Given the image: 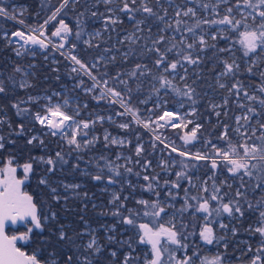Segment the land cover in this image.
I'll use <instances>...</instances> for the list:
<instances>
[{
	"label": "trees",
	"instance_id": "16d2710c",
	"mask_svg": "<svg viewBox=\"0 0 264 264\" xmlns=\"http://www.w3.org/2000/svg\"><path fill=\"white\" fill-rule=\"evenodd\" d=\"M122 0H117L116 3L119 5V9L123 7ZM183 0H174V3H178ZM186 1V0H184ZM207 0H203L206 2ZM62 0H0V7H5L10 15H14L15 19L18 21L23 20L24 25L33 29H39V26L48 19L49 16L60 7ZM120 3V4H119ZM149 6H153L154 10L159 11L155 7V0H148ZM181 3V2H180ZM236 0H229L228 4H221L219 7L220 15L224 14L225 8L229 6H234ZM194 6L198 7L196 4ZM109 6V5H108ZM165 8H168V16L165 17V20L169 23H172L175 26V20L179 19L174 15V9L169 7L167 3L163 5ZM130 7L138 8L140 7V0L137 1L136 5H131ZM105 8V5L102 3L97 4L95 0H79V3L73 4L70 0L67 8L63 9L61 14L57 17V20L63 19L65 23L69 25L72 29V34L68 36L63 50L69 54L76 55L78 59L86 63L89 68L93 62H97V58L101 55L105 57L104 60L97 63V67L91 69L92 74L97 77L98 80L108 79V87L115 88L116 91H120L126 102L128 101V93L126 92L125 85L119 84L118 82H113L109 77L115 76L119 71L121 73L120 79L128 81V87L133 89L131 93V100L129 106L137 112V116L142 120H147L149 118H157L165 109L173 111L174 109L180 111L192 110L193 105L187 98L180 97L176 93L172 92L171 89H161L160 95L152 90V85L155 84L159 87L158 82L153 81L151 75L139 76L138 78H130L127 76V73L132 71L137 63L147 65L151 72L158 74L160 71L155 67V53H147L145 55H140V50L142 47L147 45L151 47V41L148 39V27L151 26V36L153 38L164 35L166 38L171 37L174 33L171 29L160 33L159 28L164 27L163 24L155 21L153 18H148V23L146 25H141L144 29L143 32H137L134 27V20L129 19L130 14L119 11L118 17L122 21L117 25H109L108 29L105 30L104 22L102 18L92 17L91 12L96 11L102 13V9ZM201 17L207 16L209 19L214 18L213 14L204 12L198 7ZM243 11H251V9H243ZM83 12L85 15L83 17L79 14ZM163 15V12L160 13ZM237 19L240 18L239 12L234 9L233 13ZM131 15H134L137 20L144 19L147 17L146 13L135 12ZM171 16V17H170ZM219 19V16H215ZM187 22L184 25H181V32L175 33L177 41L183 35L186 40L191 43L193 40L192 34L183 31L186 27H192L194 25V19L190 17H183ZM54 21H51L49 24L45 25V37L49 38L54 42L61 43L62 41L57 37H52L51 33L53 32L51 25ZM249 23H252L251 18H249ZM259 22V17H257V23ZM80 24L84 28V35L77 40L75 33L79 30L77 25ZM224 25H202L201 29H196L197 34L204 35L205 40L208 44H216L218 48L226 47L225 41L220 39V34L217 35V40L213 41L209 33H216L217 28H225ZM20 28V26L10 19L7 16L0 15V80H3L5 83L6 91L0 93V120L4 121L0 124V136L4 137L5 147L0 149V164L7 158L13 157L18 163L32 162L34 169L40 166L33 160L34 157L43 154H52V152L59 148L58 144L46 142L49 138L48 135H43L42 139L46 147L43 149L40 147V144L34 142V144L29 145L27 140L29 137L36 133H41L43 128L33 119L35 111H40L42 107L40 104L44 103L45 100L40 97L44 95H51V98L56 101L64 100L68 97H76L77 100L73 103L76 106H79L80 115L78 118L93 120L96 123L93 125L91 132H95L98 135V140L96 145L89 149L88 153L95 154L97 159L101 156L107 158V161L112 162L115 165V155L120 151L121 154H128L131 160L127 161L125 165L119 166V171L124 173L125 167H130L133 169L131 174L124 173L122 177H116L120 183L109 184V187H113V190L121 196V200L124 203V209L121 211L125 216L128 215V209L135 210L140 212L141 215L136 216V222L139 223H149L152 226L151 218L144 217L143 206L139 205L136 201L138 199L145 200H155L156 197L153 193L146 190V186L149 181L143 179L144 175H149V177L157 176L159 187H157L156 181H151L156 187L157 191L161 192L162 196L165 197V190L167 186L164 185L165 181H174L176 180L175 173L181 171L182 168L179 164L181 160H186L184 157H180L178 153L171 152L169 147H165L161 142L156 141L152 143L151 135L148 131L142 127L140 124L135 123L132 120V117L125 113L124 115H117V113L123 112V107H121L119 102L109 103V100L118 101V98L108 96L104 100H95L94 96H98L100 89L96 88L92 92L86 91L89 87L92 86L93 81L84 74L83 71L72 72V63L62 55L58 50L53 46L48 44L46 49H42L39 45L25 48L20 52L21 55H17L15 51L16 45L14 43H9L10 34L15 29ZM24 30V29H22ZM27 30V29H26ZM243 31V27L239 29ZM93 31H99V36H89L88 33H95ZM135 33L136 37L140 39L136 40V43L133 44L131 41L126 40L125 37L132 36ZM230 36L232 43L231 52H216L212 48H207L204 52L199 53L202 56V62L197 65H188L185 62V67L188 68V78L187 80H181L180 76L184 75L182 69L177 70L174 78L170 76L169 78L173 80V85L180 88L181 90L185 89V84H192V81L195 80L196 83L193 87L196 89L199 94L197 99V104L194 106L196 111L195 113H190L189 117L193 120L191 123H188L187 127H191L194 124H199L201 127L197 131V140L194 143L185 144L181 139L184 130L180 126L176 127H165L163 128L164 138L166 140H173L176 145L182 147L190 152H210L211 149L206 145L207 141H211L218 146L223 147L224 141L218 139L221 133L224 131V125H228V132L231 137L232 143L240 144L244 142L247 136L251 135L252 128L256 129V137L261 135V129L259 127L260 123H264V114L260 116H252L248 113V107H253L257 112L264 113V107L259 104L260 99H264V92H260L259 89L261 85H264V79L259 75L261 70H264V55L250 54L249 58L243 57V51L239 44V36L237 32L226 33ZM7 37V38H6ZM135 39V37H133ZM84 40H91L93 45H99V47H89L84 43ZM123 41V43H121ZM47 43V42H46ZM166 43V42H165ZM75 44V49L71 48V45ZM159 47H165V44L162 43ZM200 47L197 44V49ZM105 49H111L110 52H105ZM133 50H135L133 52ZM129 52L130 55L125 61L123 58V53ZM197 54L196 50H193V55ZM234 54V55H233ZM110 56H115L116 59L114 62H108ZM170 60H175L178 57L176 56V51L168 54ZM232 59H236L237 63L240 64V71L235 76L231 77H221L219 83H224L228 87L236 81L240 80L244 85V90L252 96H256V100H248L244 97L243 91L237 96L235 92L229 93L227 87L220 88L219 83L217 82V76L220 72L223 71L222 61L227 60L231 62ZM253 61L255 62L253 64ZM259 65V67H256ZM79 67V65H77ZM253 67V73H248L246 71L247 67ZM20 67L21 72H15L14 69ZM107 72V76L103 74ZM197 76L199 78H197ZM9 77L15 81V86L9 80ZM83 81V84H80V81ZM26 81L30 87L20 88L18 85ZM104 87L103 83H101ZM137 84L141 85L139 91L136 90ZM58 93L59 95H54ZM40 97L38 103H33L28 100V97ZM227 99V105L224 104V100ZM23 101V103H21ZM166 101V103H165ZM183 103V106H181ZM13 104H20L21 108L30 109L31 114L18 116L17 109L13 107ZM87 107H84V105ZM159 105V107H157ZM213 105H219V107L213 109ZM240 105H244L241 107ZM71 107L68 108V111H71ZM245 111L246 114L251 116V120L248 124L242 119L243 126H246L245 138L240 137L239 133L234 131L235 129V116L240 111ZM219 112L220 115L217 116L216 113ZM227 113V115H225ZM104 117L103 121L95 120L96 117ZM106 117H111L112 122H109ZM116 122V123H115ZM119 123H129L130 127L128 129H121ZM24 124L25 134L16 135L15 132L18 131V126ZM107 129L110 134L120 135L127 139L128 144L122 146H116L108 144L105 146V141L102 139L103 131ZM256 137H253L251 140H248V143H259L256 140ZM14 141V142H13ZM140 144L143 151L139 156H137L135 147L137 144ZM68 148L63 147L62 151L65 153V158L68 160L67 164H64L62 167H59L61 170L52 173H59L68 169V174L73 176L74 181H84V183H91V173L89 176H86L82 173L85 169H90L91 166H85L84 162L87 159L85 157V152L80 154L83 156L82 159L76 161L73 158L74 153L68 155L66 152ZM161 149L159 158L158 150ZM119 150V151H118ZM242 152V150H241ZM162 160V163L160 161ZM139 161V163H137ZM175 161V165L173 164ZM100 163H103L105 166L106 161L99 159ZM145 162H150V167L145 169L143 165ZM189 165H197L195 168H189V175L192 177V180L195 175L199 177H204L207 181L208 192H201L200 188H195L189 185L187 180L181 181L180 197L184 196L183 188H189L190 196H209L212 194V184L215 183L217 187L220 188V194H227L224 196V200L232 199L235 197L236 189L239 187L240 181L234 177L231 173L227 171V168L223 165L219 166L218 169H221L223 175H220L218 171L212 170L210 165L205 161H192L186 160ZM79 164V168H74V164ZM249 163H256V161H250ZM103 166V167H104ZM42 173H48V165L44 164L43 167H40ZM139 172L140 175L137 176L135 173ZM213 172H215V177L213 179L207 178V176L212 177ZM50 173V172H49ZM105 180L104 184L106 185L107 176L111 175L107 171V168H104ZM34 172L31 174V180L27 182V190L31 195L35 194L36 186L33 181ZM46 178L49 180L50 186L53 185L51 182V174H47ZM245 181L249 184L256 183V176L254 174L253 178L244 177ZM228 182H230L228 184ZM131 185V186H130ZM231 185V187H229ZM92 189L91 187H89ZM38 190V187H37ZM47 186H41V208L43 213H47L49 207L52 210L60 211L63 213L61 208L55 207L50 204V199L47 198ZM177 191V190H173ZM243 191V189H242ZM260 191L258 190L255 194L249 193L250 198H253V203H255V198L260 196ZM124 197H128L127 200H124ZM109 196L107 191L103 192V212H107V215L96 214L95 209L91 213L89 207L84 208L83 197L76 196L75 205L72 200V207L74 206L75 211L74 215L72 214V226L65 227L64 231L68 233L69 236H72L76 245H82L83 238L87 235L79 236L80 230H82V221L83 219L87 220L89 226H101L97 229L96 235L99 239V242L103 245H106L102 255L94 259V264H122L124 256L128 253H131L132 259L130 264H144V250L147 248L146 244L139 243V230L136 227L126 225L120 222V218L111 215L110 213L114 211L113 205H107ZM82 202V203H81ZM177 208L181 206L183 200L178 198L175 202ZM195 203V202H193ZM215 202H213L214 204ZM86 211L87 213H82ZM169 211H172L169 209ZM257 216L258 213L251 211H246L245 215L240 218H228L224 219V223L229 225V230L227 233L223 229H216L214 231L216 235L226 236V240L220 241L218 244L214 243L212 245L205 244L200 240L198 232L201 227L202 219L200 214L197 215L195 220L185 213L184 222L189 225L187 231L192 232V225L195 224L196 234L189 236L187 241L189 247L185 249H180L177 252V256L180 259H183L185 256H193V251L197 253V256L193 257L195 264H201L198 262L197 257L200 259L208 258L209 260L216 254L222 253L224 255V264H250L252 258L256 254V249L260 244V235L257 233L253 235L248 231L249 226L255 227L257 225ZM83 218V219H81ZM118 220L117 227L114 231H108L111 228L114 220ZM161 222H163L161 220ZM62 223V222H61ZM59 222L49 221L45 224L44 230L37 233L35 230L30 233V239L22 247H24L28 252H35L40 254L41 259H47L49 253H56L57 257L60 259V264H63L66 254H72V246L67 241H60L58 239V230L62 225ZM235 226L237 228V233L235 236L232 235L231 227ZM21 232H25V229L22 228ZM108 235H115L118 241H130L132 247L129 248L128 244L120 243H111L107 242L106 237ZM224 243H227V249L224 248ZM174 247V246H173ZM251 247V251H249ZM115 250L117 252V257L112 258L110 251ZM148 256L150 252L148 251Z\"/></svg>",
	"mask_w": 264,
	"mask_h": 264
},
{
	"label": "snow or ice",
	"instance_id": "6c2138e0",
	"mask_svg": "<svg viewBox=\"0 0 264 264\" xmlns=\"http://www.w3.org/2000/svg\"><path fill=\"white\" fill-rule=\"evenodd\" d=\"M69 2L70 0H62L60 7L56 8L52 15L49 16L48 19L39 26V35L31 34L38 31V29L33 28L31 29L30 34L26 35L23 31H16L12 33V36L19 38V40L23 41L24 45H39L40 48L46 49L51 41L49 40L46 43L47 38L41 39V37L45 36V33L42 29H44L45 25L49 24L51 21L57 20V17L61 14L62 10L68 7ZM72 2L75 5L76 3H79V0H72ZM95 2L97 4L102 2L104 5L108 6L113 3V0H95ZM122 3L123 7L120 8L119 11L130 14L128 18L134 20V27L137 32H143L144 29L141 27V25H146L148 23V18H153L155 21L164 25V27L159 28L160 33H163L169 29H171L174 33L171 37L167 38L164 35H159L153 38L151 36L152 29L151 26H149L148 39L151 41V47H147V45L142 47L140 50V55L155 53L156 56L154 64L155 67L160 71L158 74H154L151 72V69L147 67V65L137 63L134 69L127 73V76L130 78H138V73L139 76L151 75L152 80L158 82L159 84V87H157L155 84L152 85V90L157 94V96L160 95L161 89H171V91L176 93L178 96L187 98V100L191 102L193 105L192 113H195L196 111L194 106L197 104L196 97L199 95L196 89L193 87L196 81L193 80L192 84L186 83V90H181L180 88L175 87L173 85V80L169 78L170 76L174 78L179 68L184 72V75L180 76V79L187 80L188 68L185 67V62L188 65H197L201 63L203 58L201 55H199V53L204 52L207 48H212L215 50L213 55H215L217 51L231 52V39L230 36L226 34L231 32L238 33V42L243 51L244 58H249L250 54L259 53L260 55H264V0H236L234 6L225 8L223 15H220L219 7L221 4H228L229 0H214V2L213 0H207V2H203V0H188V3L196 4L206 13H208L210 10V13L213 14L214 18L209 19L207 16H198L196 7L180 8L179 6H176L174 15L179 19L175 20V26L165 20V17L168 16V8L163 6L164 3H167L169 7H172L174 0H155V7L158 8L159 11L154 10L153 6H149L148 0H140V7L138 8L130 7V4L136 5L137 0H122ZM234 9L239 12V19H237L233 14ZM243 9H251V11L244 12ZM106 12L109 13V15L98 13L96 11L91 12L92 17L103 19L105 30L108 29L109 25H117L122 22L119 17L115 15L111 7H107ZM135 12L146 13L147 17L137 20L134 15H131ZM161 12H163V15L160 14ZM0 15L15 19V16L10 15L5 7H0ZM84 15L85 13L83 12L79 14L81 17ZM215 16H219L220 18L217 19ZM183 17L194 18V25L192 27H186L183 29V31L192 34L193 40L191 43H189L183 35H181L178 41L175 36V33L182 31L180 26L187 23ZM257 17H259L258 23ZM249 18H251L252 23L248 22ZM19 23L23 24L24 21L20 20ZM58 25L59 26L55 28V31L51 33V36L59 37L62 42L53 46L57 49H63L65 47L64 42H66L68 36L72 34V29L67 23H65L63 19L58 21ZM202 25L226 26L225 28H217L216 33H209L213 41L217 40V35L220 34V39L225 41L226 47L217 49L216 44L207 43L204 35H199L197 37L196 29H201ZM241 26L244 29L243 31L239 30ZM77 27L79 30L75 33V36L77 40H79L82 35H84V28L81 27L80 24H78ZM88 35L99 36L100 33L97 31L95 33H88ZM133 37H135V39ZM125 39L135 44L136 40L140 39V37H136L135 33H133L132 36L125 37ZM11 42L12 41L9 40V43ZM84 43L89 47H99V45H93L91 40H84ZM121 43H123V41H121ZM162 43L165 44V47L163 48L159 47V45ZM197 44L200 45L198 49ZM75 47V44L71 45L72 49H75ZM174 50L176 51V56L178 58L175 60H170L168 58V54L172 53ZM193 50L197 51L195 56L193 55ZM104 51L110 52L111 49H105ZM134 51L135 50H133V52ZM16 54L18 56L21 55L19 51H17ZM61 54L63 55V53ZM122 55L126 61L130 53L125 52ZM68 58L74 62L75 65H79V69L73 67L72 72L78 73L80 70H83L84 74L88 75L94 81L92 87L86 89V91L92 92L94 89L99 88L100 84L103 83L104 88H101L99 95L94 96L93 99L97 101L104 100L110 94L111 96L118 98V101L109 100V103L119 102L121 107L125 109L126 113L131 114L136 119L137 123H142V121L137 116V112L129 106L133 89L128 87L127 80L120 79L121 73L119 71L115 76L109 78L112 79L113 82H118L119 84L125 85L129 102L125 101L120 91H116L113 87H108V79L101 81L92 74L91 69L96 68L97 63L105 59L103 55L97 58V62H93L91 64V68H89L86 63L78 59L76 55L69 53ZM115 59V56H110L108 58V62H114ZM222 63L224 67L223 71L217 76L218 83L221 77L235 76L240 71V64L237 63L236 59H232L231 62L224 60ZM254 63L255 62L253 61V64ZM256 67H259V65H256ZM14 71L18 73L21 72L22 69L20 67H16ZM246 71L248 73H253V67H247ZM103 75L107 76L108 74L105 72ZM259 75L262 79H264V70H261ZM197 78L199 77L197 76ZM9 80L15 86V81L12 79V77H9ZM80 84H83L82 80L80 81ZM18 86L20 88H27L31 85H29L26 81H22ZM219 87H227L229 93L235 92L237 96L243 91L244 97L248 100L257 99L256 96H250L247 91L244 90V85L240 80H236L231 85V87H228L224 83H219ZM140 88L141 85L137 84L136 90L139 91ZM5 91V83L3 80H0V93H4ZM259 91L264 92V85H261ZM54 95L59 94L55 93ZM38 99L39 98L36 97H28V100L33 103H38ZM46 99L48 100V103L42 106L40 111H37L32 115L35 121L49 130L47 134L52 136L59 135L62 140H66L67 145L71 146L72 151H76L77 153L95 146L98 138L96 136H92L91 139H87V137L89 136L91 127L96 123V121H84L77 119V117L80 115L79 106L77 105L76 107L72 108L71 111H68L69 105L71 103L68 99H64L62 103H52L51 97H46ZM21 103H23V101H21ZM227 103L228 100L225 99L224 104L227 105ZM259 104L264 107V99H260ZM181 106H183V103H181ZM240 106L244 107V105ZM13 107L17 109L18 116L31 114L30 109L21 108L20 104H13ZM84 107H87V105L85 104ZM157 107H159V105H157ZM212 107L215 109L219 107V105H213ZM247 111L248 113L252 114V116L257 117L264 114L257 112V110L253 107H248ZM124 114V112L117 113V115ZM216 115L219 116L220 113L217 112ZM225 115H227V113H225ZM251 118L252 117L248 114H245L243 117H237V124H240L241 119H243L245 124H248ZM96 119L103 121L104 117L98 116ZM108 119L111 120L112 118L108 117ZM174 120H181V118L179 116H174V114L170 111H164L155 122L159 124V121H164L165 123L159 125L160 127H176L177 125L173 123ZM3 122L4 121L0 120V124ZM257 122L259 123V127L262 130L261 135L256 137V129L252 128L251 135L247 136L246 139H244V142L240 144L232 143L228 132V125H224V131L218 137V139L224 141L223 147L218 146L211 141H207L206 145L210 147V152L197 151L195 154H192L187 151H180L175 146H171V152L178 153L180 157H184L186 160L205 161L210 165L212 170H216L221 165L226 167L227 171L240 181L239 187L235 192V197L228 199L227 202L224 200V196L227 194L225 193L221 195V190L216 186L215 183H213L211 186L212 194L209 196H190L189 188H183L184 196L180 197L179 190L182 187L181 181L187 180L189 185L192 187L196 186L193 183L192 177L186 170L190 167L195 168L197 165H189L186 160H181L179 162L182 170L175 173L176 180L164 182V185L168 188L167 192L165 193L164 200H161V192L157 191L156 187H154L153 183L151 182L156 181L157 187H159L158 177H149V175L143 176L145 181H149V183L144 187H146L147 191L153 193L156 199H140L136 202L143 206L144 210L142 215L144 217L151 218L152 226H150L149 223L137 224L135 217L141 215V213L135 210L128 209V215L125 216L121 211L125 207L123 201L121 200V196L117 193L112 194V198L110 199L109 203L115 206V210L110 214L119 217L120 222L138 228L139 243L150 245L151 258L149 259L146 256L144 264H169V262H173V264H195L193 260V257L197 256L195 251H193V256H185L183 259L176 258V252L178 250H186L189 247L187 243L189 236L196 234L195 224L192 225V232L187 231L189 225L184 222L185 213H187L192 218V220H195L197 215L200 214V218L204 221V223L200 227L198 236L205 244L212 245L214 243L218 244L222 240H226V236L216 235L214 228L211 225L218 223L219 228L223 229L225 233H227L229 230V225L224 223L220 218L224 214H227L229 218H236L237 216L242 218L246 211L258 213L257 225L255 227L249 226L248 231H250L253 235L258 233L261 238L260 244L255 250L256 254L252 258L250 264H264V123H260L259 121ZM181 123H183L182 120ZM188 123H191V121H188ZM119 127L121 129H128L130 124L121 123ZM143 127L150 128V124L144 122ZM184 127H187V124H184ZM200 127L201 125L196 124L191 129L190 133L181 137L185 144L191 143L197 139V131ZM241 127H243V125L238 126L234 129V131L244 137L246 133L241 132ZM15 134H25L24 124H20L18 126V131H16ZM253 137H256V140L259 141V143L249 144L248 140H251ZM157 139H159V137H157ZM37 141L40 145L44 144V141L35 135L31 136L27 140V143L32 145ZM104 141L106 147L109 143L112 145H123L126 142L125 140L111 137V135L107 132H105ZM161 142L163 143V141ZM4 147V137L0 136V149H3ZM165 147H170V145H165ZM142 151L143 149L141 146L136 147L137 156H139ZM70 154L71 153L69 152L68 155ZM119 158L120 157H117V159ZM77 159H82V157L77 156ZM99 159L105 160L106 164L104 167H100V165L97 164L99 171L97 174L91 175L92 180L104 181L105 167L109 173H112L111 175L107 176L108 184L120 183L116 177H122L124 173L131 174L133 172L132 168L125 167L124 173H121L118 170L121 166L114 165L112 162L107 161V158L104 156H101ZM127 159H129V161L131 160V158ZM33 160L48 165L47 171L50 173L55 172L58 167H62L64 164L68 163V160L65 158V154L61 151H57L55 153V157L40 156L34 157ZM250 161H256V163H249ZM137 163H139V161H137ZM175 163L176 162L173 161L174 165ZM150 166V162H145L143 165L145 169L149 168ZM22 167L24 172L23 179L17 178V168L12 167L11 159L8 160L7 165L4 168H0V264H60V259L54 252L49 253L47 259H41L40 254L33 253L28 255L16 246L17 241H28L30 239V233H32L34 229L43 231L47 222L55 221L57 219V214L55 211H52L51 207H49L47 213H42L41 209H38L37 204L34 202L33 196L21 190V186L24 184L25 180L28 179V174L33 170V163H25ZM73 167L79 168V164H74ZM135 174L137 176L140 175L139 172ZM254 174L257 180L256 183L249 184L245 181L244 177L253 178ZM214 177L215 172H213V176L209 177V179L214 180ZM39 182L40 184L49 187L53 201L57 203L60 202L61 197L57 192V188L51 187L47 178L42 177ZM62 187L66 191L71 190L74 195L79 196V193L76 190L79 189L81 185L64 183ZM229 187H231V185H229ZM174 189L177 191H173ZM258 190L261 194L258 198H255V203H253V198H250L249 193L255 194ZM200 191H209L207 181L202 182ZM87 195V193H84L85 197H87ZM178 198L183 200V203L179 208H177L174 203ZM64 199L67 200V197H64ZM127 199L128 197H124V200ZM213 202L215 203L213 204ZM93 207H95V205H93ZM169 209L172 210L170 216ZM100 214L107 215L109 213L102 212ZM162 214H164V216H169V218L164 222H161L163 219ZM9 221L13 224H15L17 221H29L31 227H28L27 231L21 233L19 236L13 235L9 237L4 234L5 225ZM114 230V225L108 229L110 232ZM230 230L233 236H235L238 231L235 226H232ZM77 235L82 236L84 233L82 232ZM89 235L90 239L86 244L76 245L73 237L69 236L68 233L64 231V226H60L58 230V239L60 241H67L73 249L72 254H66L63 264H94V259L102 255L106 245H103L99 242L98 237L95 235V230H92ZM106 239L109 244L126 243L128 244L129 248L132 247L130 241H117L115 235H108ZM223 246L225 249L228 247L227 243H224ZM249 251H251V247H249ZM165 253H167V261L164 260ZM110 255L112 258H116L117 252L112 250L110 251ZM131 259V253L126 254L122 264H130ZM201 264H224V255L222 253H216L210 260L208 258H203L201 259Z\"/></svg>",
	"mask_w": 264,
	"mask_h": 264
},
{
	"label": "rangeland",
	"instance_id": "374dc122",
	"mask_svg": "<svg viewBox=\"0 0 264 264\" xmlns=\"http://www.w3.org/2000/svg\"><path fill=\"white\" fill-rule=\"evenodd\" d=\"M116 1L117 0H113V3L111 4V5H109V6H106L105 5V8L104 9H102V13H104L105 15H109V13H107L106 12V8L107 7H111L112 9H113V11H114V13H115V15L117 16L118 15V9H119V5H117V3H116ZM138 1V0H137ZM122 2V1H121ZM181 2V3H180ZM180 2H178V3H174L173 4V6H172V8L174 9V12H175V8H176V6H179L180 8H185V7H196V6H194L193 5V3H188V0H186V1H180ZM207 2V1H206ZM213 2H214V0H213ZM102 3V2H101ZM103 4V3H102ZM120 4V3H119ZM197 8V13H198V16L200 15V12L198 11V7H196ZM245 12H249V11H245ZM171 17V16H170ZM201 17V16H200ZM192 19H194V18H192ZM59 25H58V20H55L54 22H53V24L51 25V28H52V30L53 31H55V28L56 27H58ZM23 32H25V34L27 35V34H30L31 33V31L30 30H26V29H24L23 30ZM45 32V31H44ZM93 32H96V31H93ZM31 34H34V35H39V32L37 31V32H35V33H31ZM200 34H197V37L199 36ZM45 38H47V37H41V39H45ZM48 40H50L49 38H47ZM51 42H53V44L54 45H58V42H54V41H52V40H50ZM12 43H14L15 45H16V49H15V51H16V53H17V51H19V52H21L22 50H23V48L22 47H25V48H30V47H34V46H37V45H31V44H28V45H24L23 44V41H21V40H19V38H16V40L15 41H12ZM56 49V48H55ZM57 50V49H56ZM63 50V49H62ZM59 51V50H58ZM60 52V51H59ZM63 52H65L64 50H63ZM63 52H60V53H63ZM66 53V52H65ZM67 54V53H66ZM64 55V54H63ZM65 56V55H64ZM67 56H69V54H67ZM67 56H65V57H67ZM67 59L72 63V66L73 67H76V68H78L79 69V67L77 66V65H75L74 64V62H72L68 57H67ZM81 71H83V70H81ZM84 72V71H83ZM92 80V79H91ZM93 81V80H92ZM93 83H94V81H93ZM93 85V84H92ZM100 85H102V84H100ZM92 87V86H91ZM91 87H89V88H91ZM104 88V87H103ZM99 89H101V86L99 87ZM110 96V95H109ZM40 97H42L44 100H45V102L44 103H42V104H40V106L42 107V106H44V105H46L47 103H48V100L46 99V97H51V95H44V96H40ZM40 97H36V98H40ZM111 97V96H110ZM66 99H68L71 103H70V105H69V107H71V108H74V107H76V105L75 104H73L76 100H77V98L76 97H68V98H66ZM51 102L52 103H57V102H59V103H62L63 102V100H61V101H56V100H51ZM178 108V107H177ZM177 108L176 109H174L173 110V113L176 115V116H179L180 118H181V120L183 121V123H181V120H175L173 123H175L177 126H180V128L182 129V130H184V131H186V130H191L196 124H194L193 126H191V127H184V124H187L188 125V121H192L193 119L191 118V117H189V114L192 112V110L191 109H189V110H187V111H180V110H177ZM124 109V108H123ZM165 110H168V109H165ZM35 112H37V111H35ZM34 112V113H35ZM123 112L124 113H126L125 112V109L123 110ZM162 114V113H161ZM160 114V115H161ZM246 114V112L243 110V111H240L239 113H237L236 114V116H235V128H237L238 126H240V125H243V123H242V119H241V121H240V124L238 125L237 124V120H236V118L237 117H243L244 115ZM159 115V116H160ZM130 116L132 117V120L135 122V123H137L136 122V119L130 114ZM158 116V117H159ZM157 117V118H158ZM97 118V117H96ZM157 118H149V119H147V120H142V119H140L141 121H142V123H138V124H140L142 127H143V123L144 122H147V123H149L150 124V128H145L147 131H148V133L151 135V139H152V143H155L156 141H159V142H161V141H163V145H170V150H171V146H175L178 150H180V151H182L184 148H182V147H179L178 145H176L175 144V142L173 141V140H166L165 138H164V134H163V128H165V127H171V126H165V127H160L159 125H161L162 123L159 121V124H157L155 121L157 120ZM77 119H80V120H84V121H93V120H87V119H81V118H78L77 117ZM106 119H108V117H106ZM95 120H97V119H95ZM99 121V120H98ZM108 121L109 122H112V119L111 120H109L108 119ZM116 123V122H115ZM121 123H119V125H120ZM40 125V124H39ZM42 128H43V130L41 131V133H36V134H33V135H35V136H38L40 139H42V137H43V135H48L49 136V138L47 139V141L46 142H50V143H54V144H58L59 145V148L58 149H56V150H54L53 152H52V154L51 155H48V154H46V155H43V156H45V157H48V156H52V157H55V153L57 152V151H64L63 150V147H66V148H68L67 149V151L66 152H70V153H74V155H73V158L74 159H76V161H78V159H77V156H80V157H83L80 153L81 152H85L86 154H85V157L87 158L86 160H85V162H84V165L85 166H91V168L90 169H85L84 171H82V173L83 174H85V175H87V176H89L90 174L89 173H91L92 175H95V174H97L98 173V171H99V169H98V167H97V164H99L100 165V167H103L104 165H103V163H100L99 162V159H97V157L98 156H96L95 154H92V153H88V151H89V149H85V150H82V151H80L79 153H77L76 151H72V148H71V146H69V145H67V142H66V140H62L60 137H59V135H57V136H52V135H50V134H47L48 132H49V130L47 129V128H45L44 126H42V125H40ZM93 127V126H92ZM92 127H91V129H92ZM91 129H90V131H91ZM89 131V132H90ZM105 132H107V133H109V131L107 130V129H104V131H103V135H102V139L104 140V135H105ZM241 132L242 133H245L246 132V126H243V127H241ZM237 133V132H236ZM110 134V133H109ZM33 135H31V136H33ZM111 135V137H114V138H116V139H122V140H125L126 142H125V144H123V145H127L128 144V141H127V139L126 138H124V137H122V136H120V135H117V134H114V135H112V134H110ZM30 136V137H31ZM92 136H96L97 138H98V135H97V133H95V132H91L90 134H89V136L87 137V139H91V137ZM29 137V138H30ZM157 137H159V139H157ZM241 138H242V136H240ZM245 138V137H244ZM80 139H85V138H80ZM37 143L39 144V142L37 141ZM250 144H252V143H250ZM95 145H96V143H95ZM116 146H122V145H116ZM137 146H141L139 143L136 145V147ZM40 147L41 148H45L46 147V145L45 144H43V145H40ZM136 147H135V151H136ZM119 151V150H118ZM160 151H162L161 149H159L158 150V157L160 158L161 157V155H160ZM63 153V152H62ZM67 153V154H68ZM192 154H195L196 152H191ZM65 154V153H64ZM42 156V155H41ZM38 157H40V156H38ZM117 157H120L119 159H117ZM127 158H129V155L128 154H121V152L119 151L118 152V154H116L115 155V165H118V164H120V165H125V163L129 160V159H127ZM9 159H11L12 160V167H16L17 168V172H16V175L17 174H19V177L21 178V179H23L24 178V172H23V165L25 164V163H18L16 160H14V158L13 157H7L1 164H0V168H4L6 165H7V162H8V160ZM37 163H40V162H38V161H36ZM26 163H29V162H26ZM32 163V162H31ZM160 163H162V160L160 161ZM42 165H43V163H41ZM59 168V167H58ZM19 172V173H18ZM33 172H36V169H34V167H33V170L28 174V179L27 180H25L26 182H28V181H30L31 180V174L33 173ZM218 173L220 174V175H223V172H222V170L221 169H218ZM18 177V176H17ZM42 177H44L45 178V175H43V176H41V178ZM208 177H210V176H207V178ZM203 181H206L205 180V178L204 177H199V175H195L194 176V178H193V183L196 185L195 186V188H200L201 189V187H202V182ZM64 183H68V184H76V183H69V182H67V181H65V180H62L61 181V184L63 185ZM230 182H228V184H229ZM79 185H82L81 183H78ZM102 187H104V188H99V189H103V190H105V191H107V193H108V196H109V201H110V199L112 198V194H113V192H112V190H110L111 189V187H109V188H105V186H102ZM50 190V189H49ZM167 190H168V188L165 190V193L167 192ZM164 193V194H165ZM222 195V194H221ZM165 199V197H163L162 196V200H164ZM138 200H140V199H138ZM225 202H227V200H225ZM170 213H171V211H169V216H170ZM169 216H164V214H162V217H163V219H162V221L164 222L166 219H168L169 218ZM229 217L227 216V214H224L220 219L224 222V219H228ZM204 223V221L202 220V222H201V225ZM24 226H23V228L25 229V231H27V229H28V227H31V224H30V222L29 221H25V223L23 224ZM213 228L214 227H216V229H219V224L218 223H216V224H213V225H211ZM96 229H99V228H96V227H92V226H88V227H85L84 229H82V232H84V233H86L87 234V236L86 237H84L83 239L86 241V243L88 242V240L90 239V235H89V233L92 231V230H95V235H96ZM21 233H23V232H16V234H17V236H19ZM96 237H97V235H96ZM28 241H19V243H20V245L21 246H23L25 243H27ZM170 247H173V246H170ZM145 252H144V255H143V257H144V260H145V257L147 256V258H149V256H148V249L147 248H145V250H144ZM178 252V251H177ZM177 252H176V258L177 259H180V257H178L177 256ZM33 253H35V252H30V254H33ZM164 260L165 261H167V253H165L164 254ZM197 260H198V262H200L201 261V259L199 258V257H197ZM201 263V262H200ZM169 264H173V262H169Z\"/></svg>",
	"mask_w": 264,
	"mask_h": 264
},
{
	"label": "flooded vegetation",
	"instance_id": "af4514ba",
	"mask_svg": "<svg viewBox=\"0 0 264 264\" xmlns=\"http://www.w3.org/2000/svg\"><path fill=\"white\" fill-rule=\"evenodd\" d=\"M43 155H46V154H43ZM42 155V156H43ZM48 155H51L49 152H48ZM41 156V155H39ZM38 157V156H37ZM37 163V162H36ZM40 166L37 168L36 172H34V177H33V181H34V185L36 186V189H35V194L33 196V200L34 202L37 204L38 206V209H41L42 211V208L40 206L41 204V200H40V194H41V186H44L42 184H40V179H41V176L45 175V178H46V175L47 174H51V182L53 185H51V187H56L57 188V192L58 194L60 195L61 197V200L60 202H55L53 201L52 199V194L49 190V187H48V191H47V198L50 199V204H52L53 206L55 207H60L61 210L63 211V213H60V211H55V210H52V211H55L56 214H57V219L54 221V222H59L61 223L62 225H64L65 227H71L72 226V221H73V218H72V214L74 215V211L75 208L74 206L76 205V203L78 201H76V195L73 194V192L71 190H68L66 191L63 187H62V184H61V181L62 180H65L69 183H81V187L79 189H77L76 191L79 193V196H82L83 197V204L82 206L84 208L86 207H89L90 210H91V213L93 212V210L95 209V212L96 214H100L103 212V192L105 190L103 189H99L100 187L101 188H104L102 186H105V188H109V184L106 183V185L104 184V181H95V180H90V184L88 185V183H84V181H74L73 180V176L69 175L68 174V169L67 171L64 173L62 172H59L57 173L58 171H60L61 169L60 168H57V172L56 173H42V170L40 167H43V165L41 163H38ZM218 171V168L216 169ZM215 170V171H216ZM19 173V172H18ZM16 176H18L17 178L18 179H21L19 177V174H17ZM87 176V175H86ZM107 182V180H106ZM26 184L27 182L25 181L24 184L22 185L23 186V191H28L27 190V187H26ZM37 187H38V190H37ZM89 187H91L92 189H90ZM113 193H116L114 190H113V187H111V189ZM27 193H29L31 195V193L28 191ZM84 193H87V197L84 196ZM64 197H67V200L64 199ZM72 200L74 201L75 205L72 207ZM79 203V202H78ZM82 203V202H81ZM107 205H112L109 203V200L107 201L106 203ZM93 205H95V207H93ZM113 206V205H112ZM115 210V208H113ZM43 213V212H42ZM82 213H87L86 211L82 212ZM82 221V229H84L85 227H88L89 224L87 222V220L83 219L81 220ZM52 222V221H51ZM25 223V221L21 224H17L11 228L8 229L9 233L10 234H14V235H17L16 232H20V230L23 228V224ZM117 224H118V220H114L112 226L114 225L115 226V229L117 227ZM92 227H96V228H101V226H93V225H90ZM111 226V227H112ZM37 233L40 232V230H37V229H34ZM79 233H82V230H80ZM84 233V232H83ZM84 235H87L86 233ZM117 239V238H116ZM118 241V240H117ZM19 243V241H18ZM19 246L22 247L19 243ZM24 248V247H22ZM25 249V248H24Z\"/></svg>",
	"mask_w": 264,
	"mask_h": 264
},
{
	"label": "water",
	"instance_id": "95a60500",
	"mask_svg": "<svg viewBox=\"0 0 264 264\" xmlns=\"http://www.w3.org/2000/svg\"><path fill=\"white\" fill-rule=\"evenodd\" d=\"M8 17V16H7ZM11 19V18H10ZM14 22H16L19 26H20V28H17V29H15L14 31H12L11 32V34H10V40L11 41H15L16 40V37H13L12 36V33H14V32H16V31H22V29H27V30H29V29H31V28H28L27 26H25L24 24H21V23H19V21L17 20V19H12ZM58 39H60L59 37H57ZM48 42V41H47ZM51 46H53V44H52V42L51 43H49ZM54 47V46H53ZM55 48V47H54ZM57 49V48H56ZM57 50H59L60 52H63V50L62 49H57ZM63 54L65 55V56H67V54L65 53V52H63ZM68 57V56H67ZM88 76V75H87ZM89 77V76H88ZM90 78V77H89ZM91 79V78H90ZM101 86V85H100ZM101 88H103V86H101ZM110 95V94H109ZM111 96V95H110ZM113 99H115V97H113V96H111ZM164 111H169V110H164ZM163 111V112H164ZM163 112H162V114H163ZM171 112V111H170ZM127 114H129V113H127ZM161 114V115H162ZM174 114V113H173ZM130 115V114H129ZM175 116V115H174ZM175 121V120H174ZM173 121V122H174ZM162 124H164L165 122L164 121H160ZM190 131L191 130H186V131H184L183 132V135L182 136H184V135H186V134H188V133H190ZM197 140V139H196ZM196 140H194V141H192L191 143H194ZM184 141V140H183ZM182 151H187V152H189V153H191L190 151H188V150H186V149H183ZM21 190L23 191V186H21ZM24 192H26V191H24ZM28 192V191H27ZM29 194V193H28ZM30 195V194H29ZM24 221H17L15 224H13V223H11L10 221L5 225V229H4V234L5 235H7V236H9V237H11V236H13L14 234H10L9 233V231H8V229L9 228H11V227H13V226H15V225H17V224H21V223H23ZM145 223V222H144ZM150 225V224H149ZM151 226V225H150ZM16 246L18 247V248H20V250L21 251H23V252H25L26 254H28V255H31L30 254V252H28L26 249H24V248H22V247H20L19 246V243H18V241L16 242ZM149 247H150V245H149ZM150 251H151V248H150Z\"/></svg>",
	"mask_w": 264,
	"mask_h": 264
},
{
	"label": "built area",
	"instance_id": "2783aa9c",
	"mask_svg": "<svg viewBox=\"0 0 264 264\" xmlns=\"http://www.w3.org/2000/svg\"><path fill=\"white\" fill-rule=\"evenodd\" d=\"M40 29H38V31H39ZM43 31H45V28L44 29H42ZM83 244H86V241L83 239V241H82V245Z\"/></svg>",
	"mask_w": 264,
	"mask_h": 264
},
{
	"label": "bare ground",
	"instance_id": "6f19581e",
	"mask_svg": "<svg viewBox=\"0 0 264 264\" xmlns=\"http://www.w3.org/2000/svg\"><path fill=\"white\" fill-rule=\"evenodd\" d=\"M29 30L31 31V29H29ZM22 31H23V30H22ZM38 32H39V31H38ZM47 41H49V40H48V39H46V42H47ZM52 44H53V42H52ZM53 45H54V44H53Z\"/></svg>",
	"mask_w": 264,
	"mask_h": 264
}]
</instances>
